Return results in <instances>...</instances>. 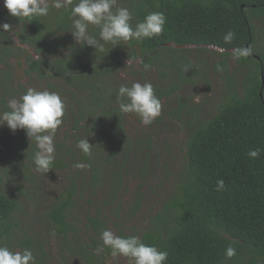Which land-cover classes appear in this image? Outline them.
<instances>
[{"label":"trees","instance_id":"trees-1","mask_svg":"<svg viewBox=\"0 0 264 264\" xmlns=\"http://www.w3.org/2000/svg\"><path fill=\"white\" fill-rule=\"evenodd\" d=\"M123 1L132 14L133 27L149 13L162 12L166 17L162 34L140 41H122L119 45L106 43L103 52H96L83 43L77 49L68 41H58L57 34L60 36L73 31L71 8L78 0H71L66 7L56 9L52 14L53 28L44 16L19 18L6 10L0 14V34L4 38L0 64L6 65L18 59L19 53L31 47L38 58L31 55L25 57L26 74H33L39 80H62L65 92L72 95L73 91L90 92L94 83L102 85L105 82L104 77L115 85L112 72L115 64L124 61L123 49H126L127 61L147 66L145 68L160 65L170 69L171 64L163 66L157 62L162 51L182 54L185 61L177 68L179 72L189 63L183 55L185 49L173 48L213 47L220 50L224 57L232 52L235 61L246 68L241 92L234 90L229 101L223 103L211 119L189 133L185 141V167L177 177L175 190L150 218L147 230L139 238L146 245L168 252L164 264H264V88L260 96L264 54L253 48L258 34L252 24V20L264 17V0ZM4 24L10 26L9 32L16 28V45H12L8 31L3 29ZM89 31L99 38L96 26ZM229 32L234 35L226 40ZM66 46L70 49L65 57L55 55L51 59L53 51L61 53ZM244 49H250V52L244 54ZM225 62L222 59L219 66L226 69ZM0 72L9 78V74ZM153 86L161 101L173 95L177 88L173 86L160 90ZM118 88L113 87L105 102L96 97L90 113L80 107V118L87 120L81 136L93 146L92 155L83 153L91 165L90 186L93 190L94 183L102 180L100 164H105V160L102 157L104 145L98 147L92 143L89 130L99 127L100 136L114 149L120 150L123 141L129 142L121 126L123 113L119 110ZM74 100L79 106L78 99L74 97ZM64 118H67L65 114ZM109 119L112 125L108 124ZM74 121L77 122L76 119ZM257 148L260 149V156L249 157V151ZM112 160L114 158L110 160L108 157L106 161L111 163ZM124 163L126 158L122 157L118 166L123 168ZM109 180L112 204L122 186L121 171L115 169ZM2 184L0 176V244L10 238L14 227L12 217L18 209V204L3 193ZM139 192L133 199L132 211L140 207L142 195ZM76 195L77 187L71 183L46 214L66 247L72 246L68 237L74 232V227L69 220L73 218ZM89 221L97 239L94 238L86 248L77 247V252L86 262L93 264L101 258L100 254L93 252L99 245L102 247L100 236L105 226L97 216ZM118 236L129 237L121 233ZM21 244L29 250L35 245L31 240ZM229 247L235 250V255L230 258L226 255ZM104 250L111 255L110 249ZM43 258L42 250L36 264H40Z\"/></svg>","mask_w":264,"mask_h":264},{"label":"rangeland","instance_id":"rangeland-1","mask_svg":"<svg viewBox=\"0 0 264 264\" xmlns=\"http://www.w3.org/2000/svg\"><path fill=\"white\" fill-rule=\"evenodd\" d=\"M43 2L49 8L48 14L44 17L53 28L52 14L56 12V8L52 6L53 0ZM68 4L66 3V6ZM116 6L127 8L123 0H117ZM6 10L4 0H0V14ZM252 24L258 34L253 48L264 54V17L252 20ZM90 26V29L94 27ZM11 30L12 32L7 30V33L12 45H16L18 40L14 35L16 28ZM57 37L58 41L59 39L68 41L77 49L82 44L74 42L71 33L60 36L57 34ZM3 39L0 34V50L4 45ZM69 46L64 47L61 53L53 51L51 59L55 55L58 58L65 57ZM173 49H185L183 55L189 65L181 72L177 68L185 61L182 60V54L162 51L157 62L163 66L166 63L171 64L170 69H164L160 65L145 68L138 66L136 62L127 61V52L123 49L124 61L115 64L112 72L115 85L104 77L103 86L99 82L94 83L95 86L88 92L91 97L88 93L73 91L72 95L78 99L79 106L75 103L74 97L65 92L62 80H39L33 74H26L28 68L25 57L31 55L38 58L31 47H26V52L19 53L18 59L11 60L6 65L0 64V71L9 74V78L0 74V115L9 111L10 98H19L28 88H35L58 93L65 101L67 116L66 119L63 116V123L56 130L55 159L48 173L36 170L33 158L38 149L34 138L30 139L23 129L13 132L6 124L0 126L2 191L18 204V209L12 217L14 227L11 236L0 246L22 252L26 247L21 242L31 240L35 243L31 251L36 262L40 259L42 250L44 252L40 264H91L77 252V247L86 248V245H90L95 238L89 219L97 216L105 229H110L116 235L121 233L140 237L147 230L150 218L174 192L177 177L185 167V141L189 133L211 119L220 106L229 101L234 90L237 93L241 92L240 86L246 75V68L235 61L232 52L224 57L220 50L213 47L187 46ZM222 59L226 60V69L225 66H219ZM83 60L84 58L81 59ZM134 82L151 83L160 90L173 86L177 88L173 95L162 100L161 115L151 125H143L135 113H123L121 126L129 142L123 141L120 150L114 149L100 136L99 127L89 130L92 143L98 147L104 145L102 157L108 169L106 170L105 164H100L102 180L94 183L93 190L90 186L92 180L90 168L74 167L77 163L88 164L83 152L76 146L79 140L84 139L81 136L82 128L87 122L80 118V107L90 113L96 97L105 102L107 94L112 93L113 87L121 85L130 87ZM74 124L77 125L76 128ZM108 124H113L110 119ZM90 154L92 155V150ZM108 157L114 160L111 163L107 162ZM122 157L126 158L123 168L118 166ZM115 169L122 173V186L118 198L111 204L108 184ZM71 183H75L77 195L73 218L69 220L74 227V232L68 237L72 246L66 247L46 214ZM138 191L142 195L140 207L137 211H132L133 199ZM93 254L101 255L99 261L93 264H128V258L122 256L113 258L107 255L104 249L95 250Z\"/></svg>","mask_w":264,"mask_h":264},{"label":"clouds","instance_id":"clouds-1","mask_svg":"<svg viewBox=\"0 0 264 264\" xmlns=\"http://www.w3.org/2000/svg\"><path fill=\"white\" fill-rule=\"evenodd\" d=\"M70 2L71 0H53L52 6L61 9ZM116 4L117 0H78L71 8V34L76 43H83L94 48L96 52H103L106 43L119 45L122 41H140L158 36L164 31L166 17L162 12L149 13L142 22L133 27L131 12L127 8L117 7ZM4 6L12 16L19 18L46 16L49 11L43 0H4ZM90 25L99 29V38L89 33ZM9 28L8 24L3 25L4 30ZM233 35L229 32L226 40H230ZM248 52L250 49L243 50L244 54ZM117 99L122 113H135L145 126L151 125L162 112V101L151 83L134 82L130 87L121 85ZM8 108L9 111L0 115V126L6 124L13 132L23 129L30 139L34 138L38 149L33 158L36 170L48 173L55 159V133L63 123L65 101L56 92L28 88L19 98H10ZM76 146L85 154H90L93 147L87 138L79 140ZM248 155L258 158L260 149L250 150ZM74 167L84 169L91 165L77 163ZM100 239L102 247L97 251L108 248L113 258H128V264H164L168 259L167 251L146 245L138 236H118L110 229H105ZM226 255L229 258L234 256L235 250L229 247ZM0 264H36V258L29 249L22 252L11 251L6 246H0Z\"/></svg>","mask_w":264,"mask_h":264},{"label":"water","instance_id":"water-1","mask_svg":"<svg viewBox=\"0 0 264 264\" xmlns=\"http://www.w3.org/2000/svg\"><path fill=\"white\" fill-rule=\"evenodd\" d=\"M261 79H262V84H261V91H260V96H261V92H262V90H263V88H264V72H263V70H262V72H261Z\"/></svg>","mask_w":264,"mask_h":264},{"label":"flooded vegetation","instance_id":"flooded-vegetation-1","mask_svg":"<svg viewBox=\"0 0 264 264\" xmlns=\"http://www.w3.org/2000/svg\"><path fill=\"white\" fill-rule=\"evenodd\" d=\"M64 49V48H63ZM62 51V50H61Z\"/></svg>","mask_w":264,"mask_h":264}]
</instances>
